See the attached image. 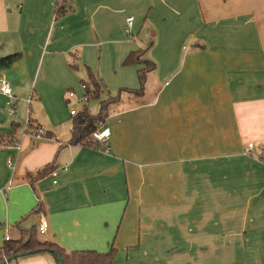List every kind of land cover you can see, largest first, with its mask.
<instances>
[{
	"label": "crops",
	"instance_id": "1",
	"mask_svg": "<svg viewBox=\"0 0 264 264\" xmlns=\"http://www.w3.org/2000/svg\"><path fill=\"white\" fill-rule=\"evenodd\" d=\"M56 2L0 0V59L19 55L0 69L16 99L0 91V249L33 228L66 254L113 248L112 264H264V0H69L60 17ZM151 40L143 92L107 108L110 152L68 144V90H137L144 66L122 63Z\"/></svg>",
	"mask_w": 264,
	"mask_h": 264
},
{
	"label": "trees",
	"instance_id": "2",
	"mask_svg": "<svg viewBox=\"0 0 264 264\" xmlns=\"http://www.w3.org/2000/svg\"><path fill=\"white\" fill-rule=\"evenodd\" d=\"M69 0H57L55 16L60 17L69 11L67 6ZM153 44L151 40L146 49L131 52L123 61V66L130 65H143L144 67L137 71L139 80V88L137 90H121L115 97L108 98L107 100L101 101L100 109L96 116L89 114L86 109H83L78 115L74 117L71 138L68 142L70 145H81L97 150H102L98 144L92 142V134L96 130L99 122L104 121L107 117V108L109 105L115 103L119 99L121 92H128L136 96L141 95L144 90V84L146 80V74L154 69L155 65L148 61L143 60L142 56L145 51ZM19 55H11L0 59V69L8 68L12 63L18 59ZM84 83V82H83ZM91 93V97L98 98L100 95V87L96 81L91 80L92 90L88 84L84 83ZM30 122V121H29ZM29 127L32 128L30 122ZM52 168L49 166L45 167L41 172L38 173V177H42L44 174L51 173ZM34 180V179H33ZM34 252L35 253H49L53 256L56 264H59L56 254L62 259V264H112L115 250L112 248L106 253H98L96 251L84 250V251H73L66 254L62 249L54 244L41 242L36 236L35 229L21 230V237L15 241H7L0 249V264H4L9 261V264L16 261L18 258L24 256V254ZM13 258V259H12Z\"/></svg>",
	"mask_w": 264,
	"mask_h": 264
},
{
	"label": "built area",
	"instance_id": "3",
	"mask_svg": "<svg viewBox=\"0 0 264 264\" xmlns=\"http://www.w3.org/2000/svg\"><path fill=\"white\" fill-rule=\"evenodd\" d=\"M132 23H133V18H128L126 20L127 27H126L125 33H126V35L128 37H132V30H131ZM81 89L83 91V95L82 96L77 97L74 94L73 91H69L67 93V96H66V101L68 103H70L71 101H75L76 103L81 104L83 106V108H84L88 104V102L90 100L91 93H90V91L88 90V88L86 87V85L84 83L81 84ZM0 91H1V93L4 96H6L9 99L8 100V104L11 105V107L14 109L16 99L12 95V91H11L10 85L8 84V82L4 78L0 79ZM78 114H79L78 110L73 109V110L70 111V116H76ZM103 126H104V121H101V122L98 123V125L96 127V130L92 134V142L94 144L101 145L102 150H103L104 153H109L110 152L109 135L107 133H102L101 132V129H102ZM28 129H29V123L27 121V123L25 125L26 132L28 131ZM29 136L32 139L34 138L36 140L42 139V135H40L39 132L38 133H34V134L30 133ZM15 148H16L17 151L20 150V146H15ZM252 148H253L252 144H248L247 147H246V150H245L246 153L247 154L251 153ZM8 164L11 166L12 162L9 161ZM50 174H51L52 178H54V179L58 175L57 171H55V170H53ZM53 184L55 185L56 181H53ZM0 228H1V226H0ZM36 228H37V232L39 234H45L47 232V221H46L45 217L40 216V219L38 221V224H37ZM7 229H8V227H5V231H7ZM4 240H5V242L10 241L9 236L5 235Z\"/></svg>",
	"mask_w": 264,
	"mask_h": 264
},
{
	"label": "rangeland",
	"instance_id": "4",
	"mask_svg": "<svg viewBox=\"0 0 264 264\" xmlns=\"http://www.w3.org/2000/svg\"><path fill=\"white\" fill-rule=\"evenodd\" d=\"M15 83L18 84V82H16V81H15ZM21 91H22V95L19 97L20 102H18L17 110L21 111V115L24 117L25 111L28 108V104L25 103L21 99H23V98L28 99L29 98V96H30V89H29L28 86H24V87H21ZM68 91H71V90H68ZM72 91L75 92V94L78 97H80V96L83 95V91L80 88V84H79V88L77 90H72ZM104 93L105 92H103L102 94H100L98 98L90 97V100H89V102L87 104V109H88V112L90 114H92L94 116L97 115V113L99 112V109H100V103H101L102 99H104L105 96H108L109 95L108 93H106V94H104ZM33 102L34 101L32 100L31 101V103H32L31 104V108L34 107V113L37 114L38 113V109H42V107L41 108H39V107L36 108V105ZM63 105L67 108L66 111L69 113V110H70L69 107L67 105H65V103H63ZM68 105H70V104H68ZM81 107L82 106H80L78 103H72V106H71L72 109H76V110L81 109ZM49 108L53 109L56 112V114H58V115H62L64 113V108L59 104V102H52V103H50V107ZM40 113H41V111H40Z\"/></svg>",
	"mask_w": 264,
	"mask_h": 264
},
{
	"label": "water",
	"instance_id": "5",
	"mask_svg": "<svg viewBox=\"0 0 264 264\" xmlns=\"http://www.w3.org/2000/svg\"><path fill=\"white\" fill-rule=\"evenodd\" d=\"M31 254H34V252L26 253V254H24V256L31 255ZM56 256H57V259H58L59 264H62V259H61V257H60L58 254H56ZM22 257H23V256H22ZM12 259H13V258H12ZM4 264H9V261H6Z\"/></svg>",
	"mask_w": 264,
	"mask_h": 264
}]
</instances>
